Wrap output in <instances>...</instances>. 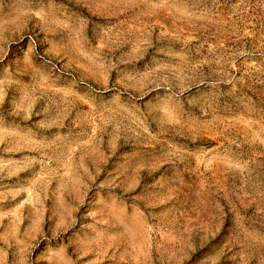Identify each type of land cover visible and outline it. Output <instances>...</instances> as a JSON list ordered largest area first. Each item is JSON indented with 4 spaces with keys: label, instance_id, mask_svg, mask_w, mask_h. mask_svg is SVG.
<instances>
[{
    "label": "rangeland",
    "instance_id": "obj_1",
    "mask_svg": "<svg viewBox=\"0 0 264 264\" xmlns=\"http://www.w3.org/2000/svg\"><path fill=\"white\" fill-rule=\"evenodd\" d=\"M0 264H264V0H0Z\"/></svg>",
    "mask_w": 264,
    "mask_h": 264
}]
</instances>
